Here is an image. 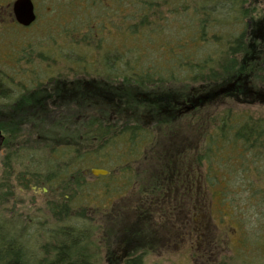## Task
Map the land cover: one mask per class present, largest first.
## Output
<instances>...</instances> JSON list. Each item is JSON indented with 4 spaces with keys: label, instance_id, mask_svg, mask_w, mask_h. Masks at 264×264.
Masks as SVG:
<instances>
[{
    "label": "trees",
    "instance_id": "16d2710c",
    "mask_svg": "<svg viewBox=\"0 0 264 264\" xmlns=\"http://www.w3.org/2000/svg\"><path fill=\"white\" fill-rule=\"evenodd\" d=\"M13 1L0 0V20L7 27L17 28L21 26L11 13ZM31 1L37 6L45 4L50 11L45 23L49 25L48 32H39V36L54 42L57 37L67 36L73 39L74 46L80 40L89 49L85 52L79 49L83 60L71 58V63H67L70 67L65 71H72L74 78L61 75L50 79L51 72L58 67L56 63L43 67L36 58L26 60L39 53V45L32 43L15 49L17 52L12 56L11 49L8 54L13 64L0 67V132L5 138L0 191L10 193L8 175L12 166H18L21 169L18 179L25 183L23 187L27 191L30 185H39L44 180L50 185L54 177L60 176L61 197L51 213L41 214L34 221L30 218L34 216L27 213L30 225L12 222L0 213V233L5 225H15V231L19 232L26 230L23 226H28L29 231L32 226L31 237L24 232L23 239L39 236L46 242L38 245L39 252L29 253L19 232L13 240L1 237L0 264H97L98 260L88 250L93 237L88 215L99 210L90 205L89 199L109 200L108 207L117 210L116 206L120 208L131 201L123 199L122 194L137 187L140 195L153 198L151 206L144 199L141 207L156 209L159 201L174 195L167 191L178 185L171 178L182 176V169H190V183L191 169L204 168L207 191V185L226 184L231 179L232 168L235 176L246 184L245 189L252 183L261 184L258 180L262 177L260 189L264 196V120L236 115L234 108L218 111L210 104L239 96L248 102L261 101L257 97L260 91L253 89L248 81L250 62L255 56L253 47L250 53L245 51L253 30L252 13H255L248 0ZM112 38L114 42L108 41ZM51 43L41 48L52 50L53 56L47 61L61 62L62 51L58 49L62 47L50 48ZM72 47L67 50L74 51ZM242 55L243 66H240ZM0 59L6 61L7 56ZM77 67L78 75L74 73ZM63 69L62 65L58 72ZM20 86L26 90L21 91ZM17 87L21 92L19 97ZM171 87L180 91L167 90ZM255 93L257 98L253 97ZM66 97L76 105L65 106L68 113L65 109L62 112L61 102L56 99ZM80 99L89 106L93 101V109L84 110L78 104ZM202 105H211L207 109L211 110L208 118L212 129L202 135L198 147L188 139L190 121L179 120L183 117L189 120L194 108ZM214 111L217 112L212 117ZM197 116L204 119L200 114ZM42 120L50 125L56 122L55 129H42L39 124ZM111 159L116 163L109 164ZM38 162L41 169L34 168ZM46 162L48 166H43ZM82 162L86 167L107 171L108 176L99 178L108 180L116 194L100 198L95 193L93 197L95 187L89 180L90 171L87 176L78 172ZM122 163L131 171L139 163L137 167L141 171L136 176L127 172L116 175L111 166L119 168ZM210 166L215 170L211 171ZM199 178L202 181L201 175ZM225 188L228 187L223 186L221 192L217 190V196L207 192V197H217L223 202ZM8 193L0 194V202ZM159 193L162 194L158 196ZM183 201L178 204H182L178 212L185 210ZM119 223L122 227L125 222ZM125 230L132 235L136 232L129 225ZM127 234H120L121 243L127 246L124 249L131 250L137 241ZM112 241L116 243L115 238ZM129 257L125 264H143L140 256Z\"/></svg>",
    "mask_w": 264,
    "mask_h": 264
},
{
    "label": "rangeland",
    "instance_id": "374dc122",
    "mask_svg": "<svg viewBox=\"0 0 264 264\" xmlns=\"http://www.w3.org/2000/svg\"><path fill=\"white\" fill-rule=\"evenodd\" d=\"M8 1L9 0H5V2ZM248 1L250 7L255 12L252 13L253 16L251 18L253 30L247 40L245 49L247 53H250L251 48L253 47L252 50L255 52L254 59L250 62L251 65L250 72L248 71V73H250L248 74V81L249 84L253 86V89L260 91V97L258 98H261V101L253 100L248 102L244 101V98L239 96L238 99L231 97L224 98L217 100V104L215 101L210 104H212L215 109H218V111L223 108H234L236 115L242 114L251 117L254 120H264V49L261 48L264 46V40H261V36L264 32V0ZM4 5L5 3L2 4V6ZM34 5L37 18L34 24L27 28L23 29V27L16 28L13 26V28H15L13 29L12 27H7L6 24H3L0 20V58L7 56L6 61L4 59L2 62L0 59V65L13 64L12 57L9 58L10 55L8 54L11 49L12 51L10 54L12 56L17 52L15 49L31 45L32 43L33 45H39V53H33V55L26 58V60L36 58L37 62L43 67L44 64L49 63L50 66H52L56 63L58 67L51 72L50 79L58 78L61 75L63 77L68 76V78H74L72 71L69 69L65 71L66 67H70L67 63H71V58L83 60L84 56L81 54L89 48L81 43L80 40L78 41V44L76 43L77 46L76 44L74 46L71 44V40L73 39H70L67 36L57 37L55 40L56 42L48 41L45 37L39 36V32L42 33L44 30L48 32L47 29L49 25L45 26V23L48 18L47 13L50 11L46 8L47 6H45V4L42 5L40 3L38 6L36 4ZM97 12L99 13L100 11ZM259 28L262 30V33ZM108 41L114 42L115 39L112 38ZM46 43H51V46H49L50 48H54L55 45L57 47H62V50L58 49L59 52L62 51L61 58L60 55H57L61 62L47 61V59H49L48 57H52L53 55L52 50L50 51L47 49V51H44L41 49L48 47ZM71 47L74 49V51L72 50L73 53L67 50L71 49ZM91 48L97 51L94 45H91ZM28 49L29 47L26 48V54L29 53ZM79 49H82L83 52ZM17 54L16 56H18ZM244 55L239 59L240 66H243L242 61ZM22 56L23 55H20L19 57ZM92 57L94 58L93 54ZM3 65L0 67L6 68ZM62 65L64 67L63 72H58V70L62 69ZM74 69H76V72L74 71V73L78 75L79 67ZM9 70L10 68H8V71ZM24 89L26 90V88L21 87V91H24ZM17 90L18 87L15 91L17 92ZM167 90H175L176 92L180 91V89L175 87L167 88ZM54 92L55 94L58 93L57 86ZM20 94L21 92L18 93V97ZM56 99L61 102L60 106L62 107V112L63 109H65V106H76L72 103V100L69 97H66V99ZM80 101L78 104L84 106V110L86 107H90L88 109H93V101L90 104L91 106L82 103L84 101L83 99H80ZM208 106L211 105L193 107L195 111L191 113L189 120L188 117H183L179 120L180 123L190 121L192 127L188 139L191 144H197L198 147L201 138H203L202 135L207 130L211 131L212 129V125H209L210 122L208 116L211 110L207 109ZM14 110L15 109L12 110L13 113H15ZM65 110L66 113H68V110ZM216 112L217 111L212 112L211 116L213 117ZM16 113L18 112L16 111ZM198 114H200V116L203 114L201 117L204 119L198 118ZM39 124L43 126L42 129H55L54 127L56 126V122H53V124L50 125L48 122L46 124L44 120L40 121ZM84 143L87 144L88 141ZM191 148L192 150L195 149L193 147ZM3 154L4 152L0 151V179L4 170V167L2 166ZM101 161L104 163L103 158ZM108 163L114 164L116 163V160L111 159ZM42 164H44L43 166H48V162ZM138 165L139 163L134 164L135 169H133V171L127 168L128 166L123 163L119 168L111 166V170L114 168L113 172L116 173V175H121L122 173L127 172L131 176H136L141 171L140 167H137ZM19 166L21 165L19 164ZM34 168L41 169L42 165L40 167L39 162L35 163ZM92 169L97 168L86 167V164L83 162L78 165V172L82 175L84 173L87 176V172ZM210 169L211 171L215 170L213 166H210ZM20 170L21 169H19L18 166H12V170L8 175V186L10 188L7 186V189L10 193L0 191L1 195L8 193L3 198L5 203L3 201L0 202V213L5 219L12 220V222H19L22 224L27 223L30 225L28 220L31 218L34 221L36 220V217H39L40 215L35 213L34 215L33 212H31L30 214H32L34 218H27L28 210L26 209V206L28 198H26V194L29 193V195L32 196L34 193L31 194L27 191L23 187L25 183L21 182V179H18ZM259 171L263 173V170ZM204 172V168H192L189 194H174L166 201H159V208L157 206L156 209L151 208L150 210L143 208L146 206L141 207L145 196L143 194L140 195V192L137 191V187H135V189L132 187L129 192H124L122 194L123 199H130L131 201H128L127 205L123 206L126 203L125 202L120 208H118L119 206H116L117 210H111V207H108L107 204L109 200L101 202L99 198L94 199L91 197L89 199L90 205L97 206V209L99 210L95 211V213L90 212L88 215L91 224V233L93 235L91 238L92 243L88 250L92 255V258L98 260L97 264H125L124 261L112 260V257H114L112 250L114 249H112L113 245L110 243V239L115 238L117 241L118 238L121 237L120 234L129 233V230H125L129 225L130 230L133 232V230L136 229V232L133 233V235L130 233L127 235L134 238L137 243L133 249L127 250L126 257L140 256L143 264H264V196L260 189L263 183V178L261 177L258 180L259 182H262L261 184L252 183L253 186L252 184H249L245 189L244 187H246V184L242 183V181L235 176L234 168H232L231 179L226 181V184L222 182L223 186L228 187L225 188L227 193L223 197V203L222 200L217 197H213V199L207 197V194H212L213 196L219 195V191L217 190H220L221 192L223 186L219 185V183L213 186L207 185L209 187L207 191L203 182L205 175ZM199 175L202 176V181L199 178ZM89 180L95 187L93 197L95 193L100 198L106 197V194H108L107 197L109 198L111 194H116L114 193V189L110 187L108 180L103 181L99 177L94 176L89 177ZM208 181H210V179ZM251 186L252 188L250 190L249 188ZM104 189H109L111 192L107 193ZM117 189H119V187H117ZM160 194L162 193H159L158 196ZM29 199L31 200H29L30 202L34 201L31 198ZM181 200H184L183 203L185 210L183 212H178L180 207H182V204L178 205L181 203ZM29 206L30 208L33 207L32 205ZM85 206L86 204L83 207ZM77 207L79 208V206ZM120 221L125 222L122 227H119ZM135 221H138V223L133 225ZM14 227L16 226L5 225V230L0 233V238L5 237L6 240H13L14 235L19 232L15 231ZM23 227H26V230L24 231L25 235L27 234L28 237H31V234L34 232L32 229L34 228L30 226V229H32L29 231L28 226ZM24 232L21 231L18 234L25 246V250L29 253H34L35 251L39 252L40 249L38 245L43 246L46 242L39 236H36L31 240L23 239ZM95 245L96 247L94 248ZM80 249L83 250V248ZM123 249L124 247L121 251H123ZM85 253L87 254L86 256H88L87 251H85ZM121 254L122 253H119V255ZM32 264H35V262Z\"/></svg>",
    "mask_w": 264,
    "mask_h": 264
},
{
    "label": "flooded vegetation",
    "instance_id": "af4514ba",
    "mask_svg": "<svg viewBox=\"0 0 264 264\" xmlns=\"http://www.w3.org/2000/svg\"><path fill=\"white\" fill-rule=\"evenodd\" d=\"M34 11H35V7H34ZM36 14V12H35ZM250 95V93H249ZM253 97H256V93L253 95ZM257 97H260L259 95ZM256 97V98H257ZM189 108H186V110H188ZM4 142V137L2 135V133L0 132V151H3L2 145ZM44 145V144H43ZM43 145H41V147H43ZM182 171L184 172V174L182 176H176V177H172L171 179L178 184L175 188H168V194L172 195H185V193L189 194V179H190V169H182ZM91 174V173H90ZM109 173L105 176H108ZM103 176V177H105ZM100 177V176H98ZM27 179H29L27 177ZM59 181H60V176L54 177L53 182H50L51 184L48 185L46 183V180H44L43 183H39V185H35V186H29V192L31 194H33L32 196L28 194H26V198H28V203H27V210L28 213L30 214L31 211L33 212V214H46L47 212L52 211L53 207L56 206L57 204H59V201L61 199L60 197V190H59ZM180 184V185H179ZM52 188H54V191H52ZM166 194V195H168ZM39 196V197H38ZM31 198L32 200H34L33 202H30L31 200L29 199ZM144 199L148 200L149 202H145L148 205L152 204V197H145ZM30 200V201H29ZM123 200V199H122ZM29 205H32L33 207L30 208ZM93 212V210H92ZM116 241V240H115ZM113 242V243H112ZM112 253L114 255V257H112V260H118V261H124V260H128L130 259V257H126L127 255V250L128 249H124L123 251L122 248L123 247H127L124 246L123 244H121V238L119 237L118 240L116 241V243L114 241H112ZM119 249V251H118ZM119 253H122L121 255H119Z\"/></svg>",
    "mask_w": 264,
    "mask_h": 264
},
{
    "label": "water",
    "instance_id": "95a60500",
    "mask_svg": "<svg viewBox=\"0 0 264 264\" xmlns=\"http://www.w3.org/2000/svg\"><path fill=\"white\" fill-rule=\"evenodd\" d=\"M11 12L15 22L23 28H27L35 22L36 14L31 0H14L11 4ZM90 173L94 177L108 174L102 169H92Z\"/></svg>",
    "mask_w": 264,
    "mask_h": 264
}]
</instances>
